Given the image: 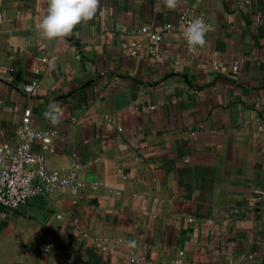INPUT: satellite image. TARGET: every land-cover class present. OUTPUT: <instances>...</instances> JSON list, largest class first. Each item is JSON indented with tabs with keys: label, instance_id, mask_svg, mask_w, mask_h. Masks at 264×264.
I'll return each mask as SVG.
<instances>
[{
	"label": "crops",
	"instance_id": "1",
	"mask_svg": "<svg viewBox=\"0 0 264 264\" xmlns=\"http://www.w3.org/2000/svg\"><path fill=\"white\" fill-rule=\"evenodd\" d=\"M47 2L0 0V143L30 107L54 132L32 150L81 185L0 207V264H264V0H99L53 40ZM182 15L209 25L192 52L162 29Z\"/></svg>",
	"mask_w": 264,
	"mask_h": 264
},
{
	"label": "built area",
	"instance_id": "2",
	"mask_svg": "<svg viewBox=\"0 0 264 264\" xmlns=\"http://www.w3.org/2000/svg\"><path fill=\"white\" fill-rule=\"evenodd\" d=\"M195 17L204 19L201 15L192 17L182 15L177 22H167L162 26L163 32H169L177 25L190 52L194 49L187 44L183 29ZM138 31L146 35L144 47L151 50L163 39V32L151 30L146 25H142ZM138 49L139 45L136 42H131L130 54L136 55ZM219 65V63L214 64V66ZM9 69L13 71V68ZM232 69H237V62L232 65ZM31 85L33 88L37 87V82L33 80ZM31 115L30 107L23 109L21 118L16 126V142L14 144L0 143V207L10 212L16 211L20 205L25 204L34 195L66 187H70L75 191L81 185V182L76 178L74 170L63 175L47 165L42 150L51 147L54 132L32 127L30 123ZM36 140L40 141L42 149L40 151L32 150V144ZM191 220L189 218V221ZM95 243V246L100 251L105 253L111 251V245L105 240L96 239ZM150 264H190V261L185 256L184 251L179 250L169 260L151 262Z\"/></svg>",
	"mask_w": 264,
	"mask_h": 264
},
{
	"label": "clouds",
	"instance_id": "3",
	"mask_svg": "<svg viewBox=\"0 0 264 264\" xmlns=\"http://www.w3.org/2000/svg\"><path fill=\"white\" fill-rule=\"evenodd\" d=\"M169 8L176 6V0H164ZM99 0H48L46 13L39 20L36 28L45 38L53 40L69 34L82 21L92 18L98 8ZM209 25L202 17H195L188 22L183 35L187 44L195 49L206 44ZM47 115V113H46ZM58 114L54 119H58ZM134 244L133 242H130Z\"/></svg>",
	"mask_w": 264,
	"mask_h": 264
}]
</instances>
